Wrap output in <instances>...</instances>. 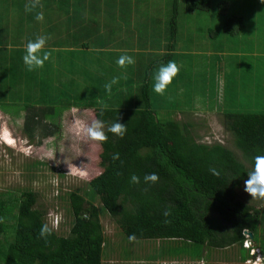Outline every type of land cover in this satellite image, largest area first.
Returning <instances> with one entry per match:
<instances>
[{"label":"trees","instance_id":"16d2710c","mask_svg":"<svg viewBox=\"0 0 264 264\" xmlns=\"http://www.w3.org/2000/svg\"><path fill=\"white\" fill-rule=\"evenodd\" d=\"M135 1L136 5L147 7L162 3L167 8L160 22L151 21L152 36L165 40L166 49L137 53L139 59L136 58L125 71L120 69L117 73L112 68L114 61L102 64V57L109 53L106 54L102 45H95L94 40L88 37L81 47H89V51L65 52V59L58 58L64 62L65 70H51V73L44 74L46 85L41 87L39 79L35 78L39 70L28 72L22 63L24 47L6 48L10 53L4 57V44L0 45V60L3 61H0V103L9 99L18 104L17 108L24 110L23 128L28 137L38 130L43 136L54 134V117L71 107L92 108L94 118L106 122L104 130L108 136L106 141L98 142L101 170L87 182L89 195L76 189L67 194L72 222L66 235H58L49 226L51 234L44 239L39 237L41 224H46V211L38 207L37 193L33 190L0 195V264H102L105 235L100 223V208L114 219L128 240L133 237L132 241L161 239L188 242L186 244L195 249L196 258L201 256L203 247L226 249L237 246L240 259L245 261L248 253L243 248L246 238L243 232L246 230L252 235L253 245L264 256V209L257 208L247 196L244 197L242 187L247 172L251 171L252 158L264 155V112L219 113V122L230 139V145L198 142L192 133L194 123L189 118L180 122L174 115H160L153 109L160 106L159 100L155 102L159 97L164 102L181 92L170 89L171 94L158 95L152 91L150 79L156 67L168 61L175 62L179 69L170 85H179L180 90L183 87L193 89L190 83L196 80L218 78L213 70L214 64L221 74L222 68L226 70L228 66L237 70L238 65L233 62L237 55L232 53L238 52L239 46L232 41L239 34L247 36L257 29L254 15L262 12L264 4L260 0H218L212 9L210 0ZM240 1L248 2V11L241 8L239 12L231 8ZM50 2L55 3V0ZM79 5L66 11L57 28L60 31L64 27L65 40L70 39L76 48H81L79 38L84 24ZM151 9L154 14L160 12L156 7ZM124 11L126 14L128 10L125 8ZM207 13L214 16L213 21L217 20L216 28L206 26L201 31L199 38H204L205 44L198 47L196 30L206 22ZM178 16L184 20L181 30L184 34L186 32L180 46L177 44L180 37L177 36ZM37 35L40 31H35L24 41ZM157 47L161 48L160 45ZM198 48L212 49L213 53L196 54ZM225 49L230 50L226 56L222 54ZM93 53L103 56L97 58ZM135 67L138 68L131 75H139L136 88L130 85L132 77H127ZM27 75L32 80L27 81L23 88ZM222 75L226 78L223 86L219 81L223 91L228 90V86H243L241 78L230 80V72ZM78 76L86 81H78ZM100 76L108 80L118 77L110 92L99 83ZM67 80L70 86L74 84L69 90L63 85ZM122 83L129 85L119 90ZM83 84L87 85L84 90L79 86ZM98 85L101 88L96 89ZM60 87L64 92L56 98L47 94L48 91L59 93ZM77 87L82 89V93L74 91ZM96 90L101 91L100 97H97ZM40 91L42 96L38 98ZM232 92L237 93L233 89ZM122 98H125L122 102L127 104H121ZM50 101H56L55 106L37 105ZM206 106L209 107V103ZM161 107L176 109L173 103ZM101 108L105 110L103 117L99 116ZM43 117L50 123H42ZM116 117L126 125L122 138L107 132V125ZM236 149L241 151L240 157ZM117 153L118 159L114 160L112 157ZM210 167L215 168L219 175H212L208 171ZM151 172L157 174L158 182L146 185L142 177ZM133 173L141 177V183H129V176ZM95 199L99 202L98 207L93 203ZM173 254L181 256L183 253L178 250Z\"/></svg>","mask_w":264,"mask_h":264},{"label":"rangeland","instance_id":"374dc122","mask_svg":"<svg viewBox=\"0 0 264 264\" xmlns=\"http://www.w3.org/2000/svg\"><path fill=\"white\" fill-rule=\"evenodd\" d=\"M210 1L211 8L214 9L218 0ZM232 1L233 0H230V2ZM246 4H248V2L240 1L238 4L234 3L231 8L239 12L241 8L243 11H248L249 5ZM140 14H142L141 19L131 20L130 14L127 12V18L123 20L124 24L128 28L130 26L129 30H133V33H138L141 40L153 39L154 37H147L150 35V32H152V26L151 23H149L150 19L146 13H136L137 16ZM206 15L208 16H206V22L201 25L202 27L199 25L196 30L198 33L197 38L199 39L197 40L198 47L205 44L204 38L201 40L199 38L201 31L205 30L207 28L206 26L216 28L217 20L213 21L214 16L210 15V13ZM254 16L256 18L254 25L257 29L247 36L239 34V36L232 41V44L239 46V51L232 53L238 57H235L233 61L238 65V69L236 70V67L230 66H228L226 70L222 68V74L230 72V80H237V77L241 78L243 82L242 87L236 85L233 86L234 88H231L228 86L229 89L223 91V88L220 87L226 82V78L223 77L220 71L215 69L214 64L213 70L217 72L218 78L211 77L191 82L190 84L193 89L189 90L184 87L180 90L181 87L179 85H169L166 91L168 94H171V91H169L170 89L179 90L181 93L168 101L163 102L161 97L155 100V102L159 100L157 103L160 106L154 103L158 108L153 109L157 110L160 115H174L180 122L181 119L188 120V118L193 121L192 133L198 142H220L221 144L225 143L230 145V139H228L227 134L224 132L219 122V113L264 112V8L262 12ZM147 18L149 20H147ZM183 21L184 20H182L180 16L176 19L178 25L177 36H180L179 42L177 43L178 46L181 44L183 35H186V32L184 34L181 30L183 29L181 25ZM107 29L112 35L110 25ZM117 32L119 33V31ZM127 37L128 35L123 31L119 33L118 38L126 39ZM13 40L14 44L12 45V37L3 38V56L4 54L8 55L10 53L6 48L11 49L22 46L19 45V40L16 38H13ZM153 42L155 45H159L161 40L155 37ZM117 43L119 44L116 46H112L114 44L109 45L116 53L114 56L107 55V57H110V61L113 60L115 62L117 57L127 50L123 42ZM148 51L156 52L158 51V47H151ZM195 52L196 54L209 55L213 53V50L198 48ZM125 53L131 55L134 60H136V58L139 59L137 53H133L132 51H126ZM229 53L230 50L225 49L222 54L226 56ZM93 55L97 58L103 56L99 53H93ZM0 61L3 62L2 60ZM112 68L116 69L117 73L120 70L116 63L113 64ZM22 69L24 71V67H22ZM134 71L135 70L132 69L128 73H133ZM44 72L51 73L49 70L41 68L38 71V77H35L39 79V85L41 87L46 85L44 84V78H46L43 77ZM41 74L42 77H40ZM101 74L103 75V70ZM25 76L26 75H23V77ZM130 76L132 77V75H127V77ZM138 76L132 77L133 82L130 84L135 88L139 81ZM31 80L32 77H28L27 75V79L22 87L24 88L27 81L31 82ZM77 80L86 81L85 78L81 79L79 76ZM46 81L49 82L50 80L46 79ZM107 81L109 80L105 77H99L100 84H105ZM219 81L222 83V86L219 85ZM89 84H91V82ZM184 84H187L186 81ZM63 85L69 90L74 84L72 83L70 86L67 80ZM128 85L129 83H122L119 90H122L123 87ZM79 86L84 90L87 85L83 84ZM203 86L204 88H202ZM80 87L74 90L77 94L82 93ZM99 88L101 87L98 85L96 89ZM232 89L236 90L237 93H233ZM41 91L39 95H37V89L34 91L37 93L36 95L38 98L42 96ZM102 91L104 92L105 90ZM62 92H64V89L60 87L59 93L56 91H48L47 94L52 98H56L58 94ZM95 92L97 97H100L98 94L101 91L96 90ZM123 99L125 98L121 99V104H127L122 102ZM55 102L56 101L41 102V104L37 105L55 106ZM117 102H119V100H117ZM170 103H173L176 109L168 110L166 107H161V105L165 106ZM208 103L210 105L209 107L206 106ZM33 105L36 106L35 102ZM14 107L16 108L14 109ZM17 107L18 104L13 103V101L9 99L0 103V140L3 139L9 145L7 146L0 141V195H16L24 189L33 190L37 193L38 207L46 211L44 215L45 223L48 224V226L52 225V228L55 227V232L58 235L64 236L67 234L72 222L71 212L68 209V192L76 189L79 193L89 195L87 182L101 170L98 164V155L100 153L98 142H93L84 136L75 135L70 131L74 119L86 123H90L92 119H95L93 109L71 107L67 110H63L59 112V115L54 117V134L43 136V133L40 134L38 130L33 136L28 137L23 128L25 112L23 109ZM42 123L50 122L47 118L43 117ZM183 123L184 122L181 124ZM236 152L240 157L241 151L236 149ZM74 166L84 169L85 174L80 175L79 170L73 171ZM242 187L244 188V183ZM246 196L257 208L261 207L264 209V199L251 198L245 192L244 197ZM93 203L97 205V207L99 206L98 200L95 199ZM100 213V223L104 235L108 243H110V250L112 249L111 254L106 258L105 253L103 254L102 259L104 261L102 264H245L246 260L242 261L239 257L240 251L237 246L226 249H208L207 247H203L201 256L196 258L195 249L192 248V245H187L186 243L188 242L182 243L179 240L161 239L148 241L128 240L122 235L118 225L108 213L103 212L101 208ZM172 247L176 250L174 252L170 251L171 253H175L183 247V254H186L188 258L185 256L183 259L177 256H174V258H169L168 255L164 256L162 249L166 248L171 250ZM157 258L163 259L158 262L159 259Z\"/></svg>","mask_w":264,"mask_h":264},{"label":"crops","instance_id":"0c3cea01","mask_svg":"<svg viewBox=\"0 0 264 264\" xmlns=\"http://www.w3.org/2000/svg\"><path fill=\"white\" fill-rule=\"evenodd\" d=\"M28 2L29 0H19V2L13 0H0V45L4 44L3 38L7 37H12L13 45V38L16 36L19 37L16 39L21 41L22 45H25L26 42L24 39L29 37L35 31H40V35L43 34L48 37L45 48L50 50L51 55L49 59L50 61L48 60L43 68L47 70L50 69V72L51 70H58L61 72L65 70L64 62L58 60V58L65 59V52L78 49L89 51V47H81V45L86 43L88 37L94 40L95 45H102V49H105L106 54L109 53L107 55L111 56L116 54L114 52L115 50L110 47H105L107 44L111 43L114 44L112 46H116L119 44L117 42H123L127 48L123 53L126 51H132L133 53L143 54V52L148 51L149 48L156 47L157 45L153 42L155 37L149 40H141L138 33L135 34L133 33V30H129L130 26L129 28L126 27L123 21L126 19L124 9L126 8L128 10L127 12L130 14L131 20L141 19L142 14L137 16V12L146 13L150 19L149 23H151V21L160 22V19L166 13L167 9L162 3H157L156 6L152 7H156L160 12L154 14L151 9L152 7L136 5L137 1L135 0H123V5L122 0H55V3H51L50 0H39L41 7L33 10V12L25 13L24 5ZM78 4L82 7L81 9L84 15L83 32L79 38V45L81 48H76L74 45H71L70 39L65 40L66 33L64 27L58 31V24L64 20L66 11ZM36 11L43 12L44 19L42 21H36L34 19ZM148 18L147 20H149ZM89 21L93 24H90ZM11 22L14 24L12 25ZM111 22L113 24H111ZM109 25L112 35L107 29ZM117 31H119V33L124 31L128 37L126 39H119V33ZM152 35L153 33L150 32V35L147 37L151 38L153 37ZM164 43H166L165 40H161L159 45L162 46L163 49H166ZM127 44L129 46H127ZM162 48H159L156 52H162ZM107 55L102 57V64H109L113 61H110V57H107ZM136 68L138 67H135L134 70ZM44 74H46V72H44ZM129 74L131 75L132 73ZM109 245L110 243H108L107 238L105 237V246L102 251V256L105 253V258L112 252ZM181 248V252L184 253L183 247ZM175 250L176 249H173V247L171 250L166 248L162 249L164 256L168 255L169 258H174V254L171 252H174ZM184 256L188 258L186 254L177 257L183 259ZM157 259H159V262L163 258ZM103 261L104 260L102 259V263Z\"/></svg>","mask_w":264,"mask_h":264},{"label":"clouds","instance_id":"9594fccd","mask_svg":"<svg viewBox=\"0 0 264 264\" xmlns=\"http://www.w3.org/2000/svg\"><path fill=\"white\" fill-rule=\"evenodd\" d=\"M260 3L264 4V0H260ZM41 7L39 0H29L28 3L24 5L25 13L33 12V10ZM36 21H42L44 15L42 11H36L34 15ZM48 37L47 35H37L34 38L27 40L24 45L23 55L21 57L22 63L25 67V70L32 72L39 70L44 67L45 63L49 60L51 52L45 48V44ZM117 67L124 70L127 66L133 65L135 63L134 58L131 55L126 53L120 54L116 61ZM179 69L175 62L168 61L167 63L159 64L154 72L151 74L152 81V91L158 95H163L168 86L172 83L173 78L177 75ZM118 77H113L111 80L107 81L104 84L106 91L110 92L112 86L117 83ZM104 108L99 110V116L103 117ZM105 121L103 119H92L90 123H86L79 120H73L72 131L75 135L84 136L87 139L93 142H104L108 139V136L105 134ZM107 132L112 133L118 138H122L126 133V125L119 122L118 117L107 125ZM1 143L9 146L6 141L3 139L0 140ZM119 154H114L113 159H118ZM253 164L251 171L247 172V179L244 180L243 190L251 197L264 199V155H256L253 158ZM79 170L80 175L85 174V170L80 167H73V171ZM208 171L212 175H219L218 171L210 167ZM158 176L155 172L144 174L142 181L146 185H152L158 182ZM130 184H139L141 183V177L136 174H131L129 176ZM167 215V212L164 213ZM52 227V225H50ZM54 229V228H53ZM51 234V229L48 224H41L39 229V237L44 239ZM133 237H129L131 240Z\"/></svg>","mask_w":264,"mask_h":264},{"label":"built area","instance_id":"2783aa9c","mask_svg":"<svg viewBox=\"0 0 264 264\" xmlns=\"http://www.w3.org/2000/svg\"><path fill=\"white\" fill-rule=\"evenodd\" d=\"M55 228V227H54ZM245 240L243 241V248L247 250L248 257L245 264H264V256L262 255L260 249L255 247L248 237V232L244 230Z\"/></svg>","mask_w":264,"mask_h":264},{"label":"water","instance_id":"95a60500","mask_svg":"<svg viewBox=\"0 0 264 264\" xmlns=\"http://www.w3.org/2000/svg\"><path fill=\"white\" fill-rule=\"evenodd\" d=\"M248 237H249L250 239H252V235H251V233H249V232H248Z\"/></svg>","mask_w":264,"mask_h":264}]
</instances>
